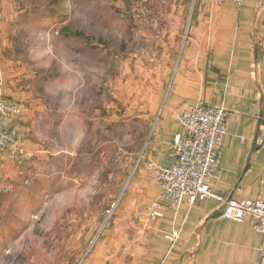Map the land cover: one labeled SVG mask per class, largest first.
Here are the masks:
<instances>
[{
	"label": "rangeland",
	"instance_id": "1",
	"mask_svg": "<svg viewBox=\"0 0 264 264\" xmlns=\"http://www.w3.org/2000/svg\"><path fill=\"white\" fill-rule=\"evenodd\" d=\"M201 1L21 0L8 53L32 75L39 151L0 188V264H80L97 243L147 146L151 69Z\"/></svg>",
	"mask_w": 264,
	"mask_h": 264
},
{
	"label": "crops",
	"instance_id": "2",
	"mask_svg": "<svg viewBox=\"0 0 264 264\" xmlns=\"http://www.w3.org/2000/svg\"><path fill=\"white\" fill-rule=\"evenodd\" d=\"M20 13L21 0H0V101L22 105L13 123L29 155L39 151L38 142L27 136L39 102L23 82L32 75L8 53ZM195 13L192 25L185 24L184 44L170 42L164 53L167 67L151 69L152 92L137 110L152 122L147 146L116 215L80 264H260L262 234L252 217H226L224 205L213 197L198 198L192 206L185 198L175 212L148 167L150 160L164 166L176 162L173 142L187 106H224L229 117L221 171L210 186L226 197L264 200V143H259L264 139V0H202ZM18 166L8 154L0 157V188L18 178ZM173 232L179 233L174 243Z\"/></svg>",
	"mask_w": 264,
	"mask_h": 264
},
{
	"label": "built area",
	"instance_id": "3",
	"mask_svg": "<svg viewBox=\"0 0 264 264\" xmlns=\"http://www.w3.org/2000/svg\"><path fill=\"white\" fill-rule=\"evenodd\" d=\"M223 3L227 0H214ZM242 2L243 0H232ZM23 111L20 103L0 101V157L9 152L11 159L21 163L27 156L26 140L13 120ZM229 110L213 104H191L181 115L182 130L175 135L173 151L176 162L164 166L155 160L148 162L151 175L161 186V196L168 200L169 207L179 211L185 198L192 206L198 198L213 197L224 205V215L242 221L250 216L254 227L262 234L261 260L264 264V200L235 199L219 195L210 186L221 171L220 159L227 133ZM264 117V114H263ZM264 143V139H259ZM155 205L160 206L158 202ZM156 214H160L158 211ZM179 233L169 235L174 243Z\"/></svg>",
	"mask_w": 264,
	"mask_h": 264
},
{
	"label": "trees",
	"instance_id": "4",
	"mask_svg": "<svg viewBox=\"0 0 264 264\" xmlns=\"http://www.w3.org/2000/svg\"><path fill=\"white\" fill-rule=\"evenodd\" d=\"M0 120H1V121H7V120H6L5 118H3V117H0ZM13 125L15 126L14 123H13ZM4 154H8V155H9V152L7 151V152H5ZM4 154H3V155H4ZM3 155H2V156H3Z\"/></svg>",
	"mask_w": 264,
	"mask_h": 264
}]
</instances>
